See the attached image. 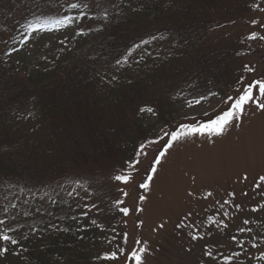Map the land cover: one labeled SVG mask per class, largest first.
Returning <instances> with one entry per match:
<instances>
[{
    "label": "trees",
    "instance_id": "trees-1",
    "mask_svg": "<svg viewBox=\"0 0 264 264\" xmlns=\"http://www.w3.org/2000/svg\"><path fill=\"white\" fill-rule=\"evenodd\" d=\"M224 1L0 0V220L20 264H112L106 254L126 255L120 209L128 206L116 203L114 177L129 173L154 133L140 109H153L164 127L177 101L225 100L249 84L246 45L211 46L206 35L260 2L230 10ZM72 5L95 23L71 48L32 69L7 58L32 28L65 21ZM152 88L162 90L144 94ZM243 190L201 206L194 229L190 217L182 222L179 235L197 237L202 264H264V181ZM78 191L87 198L76 205Z\"/></svg>",
    "mask_w": 264,
    "mask_h": 264
},
{
    "label": "rangeland",
    "instance_id": "rangeland-1",
    "mask_svg": "<svg viewBox=\"0 0 264 264\" xmlns=\"http://www.w3.org/2000/svg\"><path fill=\"white\" fill-rule=\"evenodd\" d=\"M238 1L225 0L222 3L226 9L233 10ZM258 1L260 8L241 14L245 16V20L237 21L234 12L228 13L226 19L206 35L211 46L224 45L234 38H237L238 46L243 45L242 43L246 45L248 53L242 52L241 57L246 59L243 61L252 69L247 81L253 83L264 80V11L260 10L264 8V0ZM36 2L39 3V0ZM72 12L68 16L67 24L62 27L32 31L24 45L7 54L8 59L31 69L37 66L40 59L50 56L57 49H66L68 46L64 42L71 36L77 23L82 25V35L93 22H77ZM253 20L257 23L253 24ZM253 33L256 35L255 39L250 38ZM234 66L236 65H233V70ZM244 87L246 86L235 88L230 96L237 97ZM161 90L152 88L144 94L152 96ZM197 100L200 103H196ZM223 100L222 97L215 96L177 102L174 106V117L170 121L172 123L166 128L157 126L154 115H142L140 122L146 127H152L154 136L143 144V154H140L139 148L136 160L140 163L136 169H129V172H134V178L127 184H116L120 191V201H123L130 211L127 216L123 215L121 218L126 236V255L117 258L119 260H114L112 264H127L130 259L128 253L141 248L146 249L142 254L143 264H202L203 255H200V252L203 253L204 250L199 249L192 237L187 236L184 239L179 235L183 233L182 222L185 223V218L187 221L190 217V222L185 224L194 229L196 223L192 215L195 212L200 214L198 209L201 206L224 197L228 194V189L235 194L244 191L250 182L253 183L264 176V110H259L251 104L246 106L242 118L226 127L223 135L209 137L197 134L175 142L159 165L151 164L157 169L155 174L151 172L149 163L159 155L161 145L168 137L160 140L159 144L148 142L157 140L164 131L179 129L177 126L183 123H198L200 121L197 119L200 117L208 118V121L215 119L229 107L228 102ZM40 134L43 136L44 132L41 130ZM144 173L146 176L152 175L153 179L149 182L147 191L140 187L137 193ZM147 177L145 182H148ZM141 196L145 199L141 200ZM77 201L75 199V203ZM138 206L142 210L137 212ZM136 221L139 222L138 225ZM137 237L140 242L138 248L135 242ZM0 247L9 249L5 255L0 256V264H20V260L1 241ZM131 264H134L133 260Z\"/></svg>",
    "mask_w": 264,
    "mask_h": 264
},
{
    "label": "snow or ice",
    "instance_id": "snow-or-ice-1",
    "mask_svg": "<svg viewBox=\"0 0 264 264\" xmlns=\"http://www.w3.org/2000/svg\"><path fill=\"white\" fill-rule=\"evenodd\" d=\"M73 7H76V5H73ZM257 8H260L259 5H256ZM260 10L264 11V8H261ZM70 22V21H69ZM56 24L63 25L65 24V21H56ZM253 24H256L257 21L253 20ZM39 29L32 28V31L35 32ZM251 39H255L256 35L253 33V35L250 37ZM119 63V61L117 62ZM248 71H252V69H247ZM255 89V91H254ZM228 101H231L232 103L229 105L228 109L223 112V114L218 115L215 119H211L206 123H195V124H183L179 127V129L174 130L172 132L164 131L163 135L160 136L157 140L149 141V144H159L160 140H164L165 137H168V139L165 141L164 144L161 145V150L159 151V155L155 158L154 164L159 165L161 163V160L166 156L168 150H170L174 143L181 140L184 137L187 136H193V135H208L211 136H221L226 130V127L231 125L235 120H238L242 118L247 105H255V107L259 110H264V80H257L254 83L249 82V84L244 87L240 94L237 97H228ZM196 103H200L199 100L196 101ZM191 106V104L189 105ZM140 111H148L152 112L153 109L147 108V109H140ZM141 152L140 154H143V149L145 148V145H141ZM140 163L139 160H136L133 164L128 165V167L136 169V166ZM157 171L156 167L151 168V172L155 174ZM131 178V174H118L114 177V179L118 182H123L127 184ZM153 179L152 175H149L147 177L148 182H144L140 185L142 189L147 191L149 189V182ZM261 181H264V176L260 177ZM124 195H127V193H124ZM209 195H211L209 193ZM141 200H144L145 197L141 196ZM117 204H122L123 201L117 200ZM142 210V209H138ZM121 212L125 216L129 214V208L123 207L120 209ZM4 221L0 220V224H3ZM95 223V221H93ZM247 223V221H245ZM163 227V225H161ZM179 227V225H178ZM192 239H197L196 236H192ZM0 241H5L10 244H17L18 242L13 239L10 235L0 232ZM126 241V237H125ZM9 251L8 248L0 247V256L5 255ZM121 252H123V249H120ZM146 251L145 248H141L138 251L134 250L129 254V257L134 261V264H143V258L142 254ZM207 255L211 256L212 254L206 253ZM117 254L115 252H112L111 254H106L103 259L105 260H116ZM229 259V258H226Z\"/></svg>",
    "mask_w": 264,
    "mask_h": 264
}]
</instances>
